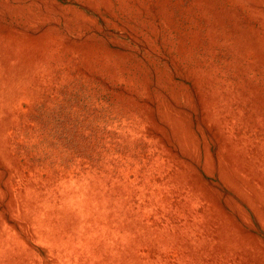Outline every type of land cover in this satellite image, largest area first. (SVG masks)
<instances>
[{"label": "rangeland", "instance_id": "374dc122", "mask_svg": "<svg viewBox=\"0 0 264 264\" xmlns=\"http://www.w3.org/2000/svg\"><path fill=\"white\" fill-rule=\"evenodd\" d=\"M0 264H264V0H0Z\"/></svg>", "mask_w": 264, "mask_h": 264}]
</instances>
